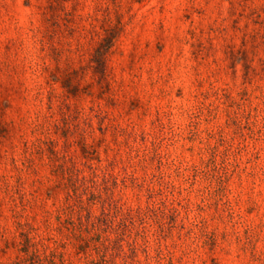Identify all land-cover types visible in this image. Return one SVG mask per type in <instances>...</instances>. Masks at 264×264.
I'll use <instances>...</instances> for the list:
<instances>
[{"label":"rangeland","instance_id":"obj_1","mask_svg":"<svg viewBox=\"0 0 264 264\" xmlns=\"http://www.w3.org/2000/svg\"><path fill=\"white\" fill-rule=\"evenodd\" d=\"M0 264H264V0H0Z\"/></svg>","mask_w":264,"mask_h":264}]
</instances>
